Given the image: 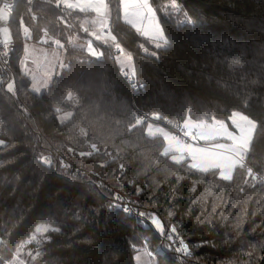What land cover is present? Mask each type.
<instances>
[{
    "label": "trees",
    "instance_id": "16d2710c",
    "mask_svg": "<svg viewBox=\"0 0 264 264\" xmlns=\"http://www.w3.org/2000/svg\"><path fill=\"white\" fill-rule=\"evenodd\" d=\"M177 2L173 11L169 0H149L168 40L157 49L123 21L120 0H107L114 41L100 55L69 38L87 12L68 11L73 28L47 4L19 3L10 25L18 101L0 78V264L25 255L34 264H137L141 251L150 264H178L116 207L114 190L155 214L164 233L176 226L190 264H264V183L243 166L224 180L175 163L165 140L146 134L151 121L176 132L186 119L244 113L255 123L245 162L264 178V0ZM24 32L63 44L65 68L41 95L20 67Z\"/></svg>",
    "mask_w": 264,
    "mask_h": 264
},
{
    "label": "rangeland",
    "instance_id": "374dc122",
    "mask_svg": "<svg viewBox=\"0 0 264 264\" xmlns=\"http://www.w3.org/2000/svg\"><path fill=\"white\" fill-rule=\"evenodd\" d=\"M63 0H61L62 2ZM79 2L78 10L87 11L92 10L100 13L102 0H77ZM127 0H120L121 9L128 3ZM72 0H66L67 4H71ZM144 3H149L148 0ZM73 6V5H71ZM147 7L145 5L142 10L124 14L125 21L130 25L137 28L140 33L146 34L147 31L153 30L155 27V13L152 9L149 16L144 12ZM74 9V8H73ZM104 7L102 8V16L105 15ZM133 14H136L135 16ZM99 23L104 22L106 18L98 15ZM84 27H81L84 32H74L69 38L78 44L81 48H87L90 53L100 55L104 50L103 45H107V39L114 41L113 36L103 34V31L98 30L97 24H94V29L91 31L88 24L81 22ZM7 36L10 35V29L6 30ZM104 36L108 37L105 38ZM144 36V35H143ZM145 37V36H144ZM151 37L153 44L159 43ZM24 38L29 39L25 42L20 59V67L22 71L31 80V89L35 93L41 95L48 91L54 75L65 68V54L63 44L54 37L44 36L39 41H32V34L24 32ZM147 38V37H146ZM53 43L52 45H50ZM121 55V54H120ZM124 56V54H123ZM125 56L122 58L124 60ZM118 62L119 55L117 57ZM122 65V64H121ZM124 67V66H123ZM127 67H124L126 71ZM181 129L185 132L190 143L184 146L180 139H177L174 132L163 127L158 121H151L146 126V134L149 137H162L165 140V154H171V158L175 163H182L188 161L191 166L194 161L192 160L191 153L196 150H203L213 157L218 158L221 162L225 163L227 167H209L206 171L217 170L220 177L224 180L233 179L236 167L243 166V159L247 153L252 137L255 131V123L247 115L240 112L233 113L228 120H212V121H197L193 119H186L182 123ZM195 134V137L192 136ZM195 138V139H194ZM196 141V142H194ZM183 148L181 152L178 149ZM236 157L238 161L236 162ZM238 163V165H237ZM194 168V167H193ZM230 168L233 171H229ZM199 171H204L200 167H196ZM250 174V173H248ZM251 175V174H250ZM254 180L259 182L258 179L253 177ZM165 231V228H164ZM36 255H25L16 257L6 264H34ZM137 264H150L149 259L143 251L136 255Z\"/></svg>",
    "mask_w": 264,
    "mask_h": 264
},
{
    "label": "built area",
    "instance_id": "2783aa9c",
    "mask_svg": "<svg viewBox=\"0 0 264 264\" xmlns=\"http://www.w3.org/2000/svg\"><path fill=\"white\" fill-rule=\"evenodd\" d=\"M61 0H0V78L4 81V89L5 91L12 96L15 101L19 100V91L17 86V81L15 78L14 71L12 69L13 58L16 53V46L10 36H7L6 30L10 29V35L12 36L11 30V22L14 18L16 10L19 6L20 2H25L28 5V9L31 10L34 4H47L49 5L58 15L62 24L73 27L74 25L69 18V9L60 3ZM82 31V30H81ZM83 32V31H82ZM111 25L108 24L105 29V35L110 34ZM84 33V32H83ZM114 57V55H113ZM127 84L138 90L139 88L134 85V82L131 78H126ZM24 107V105H21ZM148 120L147 116L142 117V121L146 122ZM167 125H172V122L167 120ZM176 132L174 135L177 139H180L184 146H188L190 143V139L186 137L185 132L176 125ZM194 135V134H193ZM55 159L61 162V166L68 167L71 171L75 172V166L70 163L68 164L64 155L59 152H55ZM243 167L247 173H250L258 179L260 182L264 183V178H262L258 173H256L250 166H248L245 162V158L243 159ZM75 177V176H74ZM114 202L116 207L119 208L124 214L130 216L136 223L137 226L141 228H148L155 232V234L159 237V243L156 248V253L164 254L166 249H170L174 254L178 264H190L193 259V254L191 257H185L182 253H175L174 248L179 246V237L177 234H173V240H168L167 235L170 232H166L164 234L159 233L155 227L151 224L149 216H141L142 213L139 208L131 201L130 198L126 197L122 193L114 190ZM119 195L122 199L117 200L115 197ZM127 207L129 209L128 212L124 211V208Z\"/></svg>",
    "mask_w": 264,
    "mask_h": 264
},
{
    "label": "snow or ice",
    "instance_id": "6c2138e0",
    "mask_svg": "<svg viewBox=\"0 0 264 264\" xmlns=\"http://www.w3.org/2000/svg\"><path fill=\"white\" fill-rule=\"evenodd\" d=\"M147 2V0H146ZM169 5L171 7V9L173 11H179L180 10V6L177 2V0H169ZM148 35H151L152 38L154 40H158L159 43L155 44V47L157 49L164 47L168 44V40L167 37L165 35V31L163 29V27L161 25H159L157 23V26L155 29L151 30L150 32L146 33ZM179 151H183V148L178 149ZM192 156V160L194 161V163L191 165L192 167L196 168V167H200L202 168V170H207L209 167H221V168H225L227 167V165L223 162H221V160H219L216 157L211 156L210 154H208L207 152L203 151V150H196L193 151L191 153ZM142 190L137 187L136 188V192L137 194H140ZM115 199L120 200L122 199V197H120L119 195H117L115 197ZM125 212H128L129 209L127 207L124 208ZM141 216H148V214L146 213H140ZM171 215V213H170ZM150 222L151 224L155 227V229L161 233L164 234V225L161 223V220L155 215V214H151L149 216ZM47 229L45 228V231ZM177 233V227L176 226H171V232L167 235V239L168 240H173V234ZM174 252L175 253H182L183 256L185 257H191L192 256V252L189 248V245L187 243H185V241L180 238L179 239V246L174 248Z\"/></svg>",
    "mask_w": 264,
    "mask_h": 264
},
{
    "label": "crops",
    "instance_id": "0c3cea01",
    "mask_svg": "<svg viewBox=\"0 0 264 264\" xmlns=\"http://www.w3.org/2000/svg\"><path fill=\"white\" fill-rule=\"evenodd\" d=\"M128 4L127 5H125L124 6V8H123V10H122V19H123V21L125 22V23H127V24H129L127 21H125V18H124V14H126V12L127 13H132V12H135V11H139V10H142V8L145 6V5H147V7H149L150 6V3H144L145 2V0H127L126 1ZM148 2H149V0H148ZM60 3L61 4H63V5H65L69 10H71V11H78V12H87L84 16H82V23H84V24H88L89 25V28H90V30L92 31L93 29H94V24H97V26H98V30H101V32L103 31V34H105V29H106V27H107V25L109 24V21H110V19H109V8H108V5H107V0H102V6H101V8H100V13L97 11H94V9H92V10H87V11H80V10H78V7H79V2L77 1V0H72V2H71V4L69 5V4H67L66 3V0H63L62 2L60 1ZM71 5H73V6H71ZM104 7V10H105V15H103L102 16V8ZM74 8V9H73ZM149 9H152L151 8V6H150V8H146L145 10H144V12H146V14L149 16V14L151 13V12H149L150 10ZM152 11H153V9H152ZM98 15H101L102 16V18H106V20L103 22H100L99 23V16ZM134 16L136 15V14H133ZM156 17V16H155ZM155 21V27H154V29L156 28V26H157V20H154ZM130 25V24H129ZM81 26L82 27H84V25H82L81 24ZM132 26V25H131ZM132 27H134V26H132ZM135 28V27H134ZM136 30L139 32V30L136 28ZM151 31V30H150ZM150 31H147L146 33H148V32H150ZM142 34V33H141ZM142 35H144L145 37H147V38H149L150 40H151V35H148V34H142ZM110 36V35H109ZM108 36V37H109ZM105 38H108V37H106V36H104ZM106 43H107V45L105 44V45H103L102 46V48H104L105 49V46L107 47V46H109L110 45V43H111V40H109V39H107V41H106ZM124 64L126 63L125 61L123 62ZM193 137H195V134L192 136V139H193ZM195 139V138H194ZM194 142H196V141H194ZM188 147V146H187ZM246 155V154H245ZM238 161V158L236 157V162ZM237 165H238V163H237ZM192 167V166H191ZM193 168V167H192ZM237 168V167H236ZM194 169V168H193ZM197 170V169H196ZM229 171H233V169L232 168H230V170Z\"/></svg>",
    "mask_w": 264,
    "mask_h": 264
}]
</instances>
